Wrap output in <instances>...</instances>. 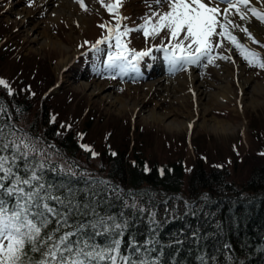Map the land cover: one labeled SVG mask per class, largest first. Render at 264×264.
<instances>
[{
  "label": "rangeland",
  "instance_id": "rangeland-1",
  "mask_svg": "<svg viewBox=\"0 0 264 264\" xmlns=\"http://www.w3.org/2000/svg\"><path fill=\"white\" fill-rule=\"evenodd\" d=\"M60 1L70 3L71 9L76 8L75 12L68 6L64 8L59 4ZM85 2L90 11H84L75 0H52L48 5H44L41 0H35L31 7L28 6V0H0V31L5 44L16 51L14 58L0 56L1 72L11 77L17 75L18 78L24 74L35 92L39 90L40 95L48 93L47 98H50L51 104L64 113V121L71 120L75 125H81L84 120L93 117L88 140L95 141L99 146L105 141L131 152L130 146L135 141L143 155L146 154L154 162L162 163L169 159L174 160L170 149L175 147L178 150L176 156L186 158V163L192 165L195 159L193 147L191 143L186 142L185 145L184 142L185 137H188L199 149L197 152H206L210 156L209 160L218 161L225 166L224 171L232 182L245 181L248 171L261 167L263 161L259 153L260 150L264 151V69L249 66L234 48L232 53L220 49L223 54L232 55L233 60H237L236 67L232 66L230 61L217 60L215 65H209L207 68L193 66L188 71L161 77L184 78L186 74L193 73L198 77L197 81H201L202 89L207 92L224 82L223 75L226 71L221 70V66L228 65L232 73L228 80L232 86L233 96L229 95L228 99L216 103L208 110L202 101H196L192 97L190 91H186V94L180 92L179 96L173 93L168 95L160 91L161 89L147 86L160 77L150 80L152 77L144 76L143 64L164 60L161 52L154 51L151 57H145L141 61L142 75L129 73L126 76L117 75L116 78H111L112 74L109 72H98L106 60L107 45H101L105 52L97 54L89 51L90 45H85L84 42L95 43L107 35L98 25L111 21L112 16L96 0ZM53 9L61 13L54 16L51 14ZM120 10L128 17L124 23L135 27L141 22L139 18L149 9L144 0H122ZM163 10H167V6ZM252 21L257 29L250 31L261 44H264V24L255 19ZM44 35L45 39L36 40V36ZM46 35L51 38V43L46 44ZM237 35L241 42L258 51L261 59H264V47L248 40L243 33ZM153 43L159 44L160 38L155 41L149 40L146 44L140 33L133 32L129 47L140 50L151 47ZM226 47L230 45L226 44ZM237 78L249 81L245 91H240ZM97 84L105 87L104 93L86 87ZM250 92L256 96L255 102L246 99ZM107 94L121 97L125 100V106L115 104L107 98ZM36 107L33 112L39 110ZM153 107H157L159 110L157 112L170 113L168 115L170 117L166 120L149 117V110ZM187 112L191 115L185 118L188 120L187 124L179 127L169 124V120L182 114L186 116ZM30 118L35 116L32 115ZM215 120L224 123L225 129L213 128L211 121ZM43 128L38 127L39 132L36 131L35 139L29 138L33 141L39 138L38 147L46 150L47 158L57 161L65 168L71 166L77 173L89 175L101 173V162L98 158L93 159L84 154L71 156L64 152L60 153L57 149H52L54 144L43 147L41 142L44 140ZM108 133L111 134V139L106 138L109 136ZM179 151L183 154L181 155ZM238 157H242V161H237ZM231 158L232 161L229 162ZM233 161L234 164L231 163ZM186 177H189V174L183 178L181 195L187 191L184 185L188 180Z\"/></svg>",
  "mask_w": 264,
  "mask_h": 264
},
{
  "label": "snow or ice",
  "instance_id": "snow-or-ice-1",
  "mask_svg": "<svg viewBox=\"0 0 264 264\" xmlns=\"http://www.w3.org/2000/svg\"><path fill=\"white\" fill-rule=\"evenodd\" d=\"M96 2L112 20L98 25L107 35L95 43L85 41L84 44L90 45L89 51L97 54L105 52L101 45H107L106 60L98 72H109L111 78L129 73L142 75L140 63L154 51L163 53L172 74L188 71L193 66L207 68L217 60L235 63L232 55L220 51L232 53L233 48L249 66L264 69L261 54L241 42L237 35L243 33L248 40L264 47L248 27L253 18L264 24V0H255V3L253 0H144L149 10L135 27L124 23L128 17L120 10L122 0ZM33 3L35 0H28L29 7ZM75 3L90 11L85 0H75ZM165 6L167 10H163ZM133 32L140 33L146 44L157 38L160 43L140 50L131 48ZM0 85L12 94L7 81L0 79ZM51 119L55 121V117ZM67 127L70 129L71 125ZM9 135L16 137L15 131L6 134L0 127V264H103L105 261L117 264L118 260L122 264H158L155 260L134 259L133 254L140 252L135 242L130 244L132 253H121L127 228L123 212L120 220L115 215H101L95 200L98 192H92L91 199L81 203L76 196L80 190L71 186L76 172L71 166L52 168L46 163V150L38 147L39 138L33 141L25 135L9 139ZM80 147L93 158L99 155L90 145L80 144ZM46 169L67 176L68 182H48L44 176ZM96 183L108 187L105 180L93 181ZM111 192L121 199L120 190L112 188ZM124 206L136 207L135 203L128 205L126 201ZM100 236L109 242L103 246L97 243L96 237ZM31 254L39 256L34 258Z\"/></svg>",
  "mask_w": 264,
  "mask_h": 264
},
{
  "label": "trees",
  "instance_id": "trees-1",
  "mask_svg": "<svg viewBox=\"0 0 264 264\" xmlns=\"http://www.w3.org/2000/svg\"><path fill=\"white\" fill-rule=\"evenodd\" d=\"M3 42L0 31V56L14 58L15 49ZM0 79L7 81L12 90L10 95L8 89L0 85V107L3 108L0 111V127L6 134L11 130L15 131L16 137L26 135L35 139V133L41 126L44 127L43 147L54 144L52 149L60 153L91 157L80 147V144H87L99 154L91 158L99 159L101 173L89 175L76 172L71 186L80 190L76 196L81 203L90 200L92 192H98L95 200L101 215H115L120 220V213L123 212L127 219L121 243L123 255L132 253L130 244L135 242L140 252L133 254L134 259L155 260L158 264H264L263 150L259 153L263 161L261 167L248 171V177L240 183L230 181L224 171L225 166L209 160L206 152H197L199 149L188 137L184 142L185 145L186 142L191 143L193 147L195 159L192 165L186 163V158L177 157L178 150L171 146L168 149L171 148L174 160L154 162L146 154L143 155L135 141L129 152L110 142L104 141L99 146L95 141L88 140L93 117L87 118L81 125H75L71 120L64 121V113L51 104L48 93L40 95L39 90L35 92L24 74L20 78L17 75L11 77L0 70ZM35 107L39 109L37 112H33ZM32 115L35 118H30ZM52 117H55L54 122ZM108 135L106 138L111 139V134ZM16 137L8 136L9 139ZM113 152L116 155H112ZM236 160L242 161V157ZM46 163L52 168L60 166V163L47 157ZM186 174H189L187 183H184L187 191L181 195L180 188ZM44 176L54 184L68 182L69 179L48 169ZM98 180L107 181V189L99 183L93 184ZM112 188L120 190L121 199L112 194ZM85 189L90 191L85 192ZM125 201L128 205L135 203L136 207H125ZM96 242L103 246L109 241L100 236L96 237ZM31 255L34 258L39 256ZM117 264L122 262L118 260Z\"/></svg>",
  "mask_w": 264,
  "mask_h": 264
},
{
  "label": "bare ground",
  "instance_id": "bare-ground-1",
  "mask_svg": "<svg viewBox=\"0 0 264 264\" xmlns=\"http://www.w3.org/2000/svg\"><path fill=\"white\" fill-rule=\"evenodd\" d=\"M51 1L52 0H41V2L44 5H48ZM253 2L255 3V0H253ZM59 4L64 6V8L68 6L69 9L72 10L73 12H75V10H76V8L71 9L72 8L71 4L66 2V1H60ZM60 13L61 12L57 11V9H53L51 12V14H53L54 16H58ZM253 19H255V18H253ZM252 20L248 24V27H249V30L255 31L257 29V27L255 26V24ZM47 36H49V35H46V37ZM38 39H40V40L45 39V35L41 36V37L36 36V40H38ZM47 43H51L50 37L46 38V44ZM234 60H235V63L231 62V64H232V66L236 67L237 60L236 59H234ZM67 62H68V60L65 61V63H67ZM221 70L226 71V73L223 75V81L224 82L220 83V85L217 86L216 88H214L212 91L206 92L204 89H202L201 81H197L198 77L193 73L186 74V76L184 78H182V76H177L175 78L166 77V78L156 79V80L152 81L151 83H149L147 86L153 87L156 89H161L160 91H163V92L167 93L168 95H169V93H173L174 95H176V94L178 95V93H180V92H185L184 94H186V91L187 92L190 91L193 94L192 97L196 101H200V102L202 101L206 110H208L210 107L214 106L216 103L223 101L224 99H228L229 95L233 96L232 86L230 84V80H228L229 79L228 76L232 75L231 70L228 67V65L227 66H221ZM225 80H226V82H225ZM236 81H237V84L240 88V91H245L246 87L249 86L248 80L245 81V80H242V78H237ZM259 86L262 87L261 84H259ZM86 87H88L89 89H92L93 91H98V92H102V93H104V91H105V87L102 84H97L94 86L87 85ZM107 98H110L112 100V102H114L115 104L119 103L121 106L122 105L125 106V100L121 99V97H119V96L107 94ZM246 99L249 100L250 102H255L257 98L254 95V93L250 92L246 96ZM157 111H159V110H157V107H153L151 110H149V113H148L149 117L151 116L154 118H165V120L168 117H170V116H168L170 114V113L168 114V112L161 113V112H157ZM182 115L178 116L174 119L169 120V124H171L172 126H177V127L187 124L188 120L186 121L185 118L190 117L191 115L189 114V112H187L186 116H182ZM190 122H191V120H190ZM211 126L213 128H216V129H221V130L225 129V124L221 123L220 120L219 121H217V120L211 121Z\"/></svg>",
  "mask_w": 264,
  "mask_h": 264
}]
</instances>
